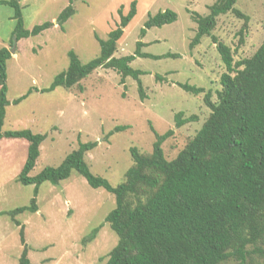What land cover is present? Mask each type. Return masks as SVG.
Instances as JSON below:
<instances>
[{
    "label": "rangeland",
    "instance_id": "rangeland-1",
    "mask_svg": "<svg viewBox=\"0 0 264 264\" xmlns=\"http://www.w3.org/2000/svg\"><path fill=\"white\" fill-rule=\"evenodd\" d=\"M133 0H74V13L58 27L56 18L69 5V0H19L20 19L24 28L52 21L55 25L36 35L16 42L7 60V99L3 130L30 129L45 133L40 153L29 174L39 173L47 166H57L80 142L96 141L85 153L91 172L106 178L113 186L124 178L132 164L130 147L150 152L155 130L173 134L162 143L167 159L192 138L210 113L197 95L177 85L189 83L211 91L216 100L220 75L225 66L215 44L204 35L193 47L189 43L196 32L192 12L206 15L216 0H135L136 14L117 41L114 56L131 54L137 40L145 42L143 52L160 55L167 52L177 57H136L130 65L144 71L140 75L145 98L140 99L137 83L111 68L98 67L70 88H48L55 75L66 70L69 51L73 50L83 63L100 52L98 39H106L120 21L119 9L127 13ZM237 7L248 19L228 12L217 17L212 33L234 52V60L251 56L264 40V0H236ZM171 9L177 19L160 27L140 29L149 15ZM14 9L0 4V47L2 41L11 48L16 19ZM240 30H242L240 32ZM155 74L159 75L156 77ZM18 103L13 100L26 94ZM195 118L180 127L174 115ZM115 126L125 129L108 132ZM27 156L24 138L0 139V264H19L22 251L20 226L14 224L6 211L28 205L33 197V184L23 185L17 178ZM38 210L15 216L23 225L27 256L31 264H104L117 243L116 233L104 221L115 206L112 193L91 187L86 179L72 170L71 174L53 184L44 181L36 196ZM102 224L95 237L83 238ZM229 264H236L231 262Z\"/></svg>",
    "mask_w": 264,
    "mask_h": 264
},
{
    "label": "trees",
    "instance_id": "trees-1",
    "mask_svg": "<svg viewBox=\"0 0 264 264\" xmlns=\"http://www.w3.org/2000/svg\"><path fill=\"white\" fill-rule=\"evenodd\" d=\"M57 16L63 23L74 13L69 0ZM236 0H216L208 6L209 12L201 15L192 12L196 32L189 46L208 36L215 44L225 71L220 75V89L216 100L211 91L189 83L177 85L183 90L199 94L210 113L201 127L172 159L164 155L162 143L173 134V129L163 133L153 130L154 141L150 152L130 147L132 164L124 172L123 180L113 186L109 181L91 172L85 153L93 149L96 141L80 142L57 166H47L36 175L29 172L40 153L45 133L30 129L3 130L7 99V60L10 48L0 47V139L24 138L27 156L17 180L33 184V197L28 205L18 206L5 213L20 226L22 251L19 264H31L24 240L23 225L15 216L24 211L36 212V196L44 181L53 184L67 178L72 170L82 175L93 188H103L114 195L115 206L104 221L116 233V245L110 250L104 264H264V40L249 56L234 60L233 51L212 33L221 14L231 12L245 20L248 16L235 7ZM14 9L16 19L12 34L17 41L36 35L54 24L45 21L24 28L20 19L19 0H0ZM120 21L110 30L106 39H98L99 54L83 63L70 50L66 70L55 75L51 85L41 91H52L58 86L70 88L98 67L111 68L121 76L136 80L139 97L145 98L140 75L144 71L130 65L136 57H177L175 53L154 55L143 52L145 42L137 40L131 54L116 57L117 41L124 28L136 14V1L130 3L127 13L119 9ZM177 19L171 9L149 15L139 31L162 26ZM242 30H240L241 32ZM12 42V39L11 41ZM156 77L159 75L155 74ZM26 94L13 100L20 102ZM194 115H174L176 127L193 120ZM115 126L108 132L123 130ZM94 227L83 238L92 240L99 227Z\"/></svg>",
    "mask_w": 264,
    "mask_h": 264
},
{
    "label": "water",
    "instance_id": "water-1",
    "mask_svg": "<svg viewBox=\"0 0 264 264\" xmlns=\"http://www.w3.org/2000/svg\"><path fill=\"white\" fill-rule=\"evenodd\" d=\"M16 42H17L16 35H13V36H12V46H11V48H10V52H11V53L14 52Z\"/></svg>",
    "mask_w": 264,
    "mask_h": 264
},
{
    "label": "crops",
    "instance_id": "crops-1",
    "mask_svg": "<svg viewBox=\"0 0 264 264\" xmlns=\"http://www.w3.org/2000/svg\"><path fill=\"white\" fill-rule=\"evenodd\" d=\"M2 43H3V46H7V45L4 43V40L2 41ZM3 46H2V47H3Z\"/></svg>",
    "mask_w": 264,
    "mask_h": 264
}]
</instances>
